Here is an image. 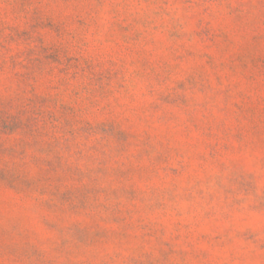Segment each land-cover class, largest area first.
I'll list each match as a JSON object with an SVG mask.
<instances>
[{"label": "rangeland", "instance_id": "1", "mask_svg": "<svg viewBox=\"0 0 264 264\" xmlns=\"http://www.w3.org/2000/svg\"><path fill=\"white\" fill-rule=\"evenodd\" d=\"M0 264H264V0H0Z\"/></svg>", "mask_w": 264, "mask_h": 264}]
</instances>
